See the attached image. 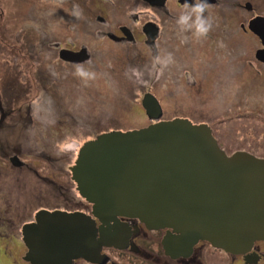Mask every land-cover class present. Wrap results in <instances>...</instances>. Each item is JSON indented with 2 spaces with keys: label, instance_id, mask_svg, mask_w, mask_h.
Returning <instances> with one entry per match:
<instances>
[{
  "label": "rangeland",
  "instance_id": "rangeland-1",
  "mask_svg": "<svg viewBox=\"0 0 264 264\" xmlns=\"http://www.w3.org/2000/svg\"><path fill=\"white\" fill-rule=\"evenodd\" d=\"M50 1L0 0V102L13 110L8 125H15L4 132L5 143L23 146L20 157L31 171L45 174L53 168L51 175L59 186L54 185L51 198L32 195L30 186L25 192L16 189L13 178H25L28 171L14 168L6 157L0 160L6 197L10 188L15 201L26 196L23 201L32 215L40 208L61 205L58 198H68L67 203L60 201L64 207L89 204L78 194L70 170L80 148L102 133L142 129L159 120L206 123L228 155L247 152L264 159V64L255 58L261 47L258 39L201 40L168 22L163 41L157 43L161 60L172 56L163 68L154 64L152 49L141 42L128 45L101 38L97 27L90 25L93 12L88 9L74 5L69 11L63 1L65 5ZM83 47L90 61L73 65L59 58L61 49ZM78 66L94 76L76 75ZM146 94L154 95L162 107L158 120L149 119L143 108ZM12 133L8 142L6 136ZM0 204V214L18 222L19 214L8 213L5 203ZM3 223L0 238L13 236V241L5 247L0 240V264H24L21 257L27 249L19 243L21 230H5ZM152 238L158 245L160 236ZM145 245L149 253L157 250L161 256L160 249ZM109 255L122 264H157L126 253Z\"/></svg>",
  "mask_w": 264,
  "mask_h": 264
},
{
  "label": "water",
  "instance_id": "water-1",
  "mask_svg": "<svg viewBox=\"0 0 264 264\" xmlns=\"http://www.w3.org/2000/svg\"><path fill=\"white\" fill-rule=\"evenodd\" d=\"M257 32L264 40V19H257ZM61 56L77 63L89 58L68 51ZM257 57L264 62V51ZM142 105L149 119L162 116L154 95L146 94ZM70 170L91 215L37 213V222L23 228L24 259L31 264L97 263L103 247L119 246L121 217L172 229L185 245L207 241L244 252L264 241V159L228 155L206 123L175 118L102 133L80 148ZM96 219L100 238L94 240Z\"/></svg>",
  "mask_w": 264,
  "mask_h": 264
},
{
  "label": "flooded vegetation",
  "instance_id": "flooded-vegetation-1",
  "mask_svg": "<svg viewBox=\"0 0 264 264\" xmlns=\"http://www.w3.org/2000/svg\"><path fill=\"white\" fill-rule=\"evenodd\" d=\"M55 1L56 0H52L50 3L53 4ZM59 1L61 3L63 1L67 4L65 5L62 3L65 6L69 5V11H73L74 5H76V7L79 6L78 8H81V10L88 9L89 13L93 12L92 20L94 22H90V25L93 24L97 27L99 33L98 35L101 38L108 39L119 44L128 45H137L141 42L152 49V55L154 57H158L157 43L163 41L162 39L165 37V30L163 27L164 24H167L168 22H174L177 24L178 17L183 12L190 11V9H186L184 7L186 0ZM187 2L189 4H194L195 0H187ZM208 3L210 4V7L206 10L204 15L205 17L211 19L212 28L206 37H200L201 40H226L229 38L244 39L246 36L256 42L258 39L261 47L256 50L255 58L258 62L264 64L263 60H260L257 57V53L259 51H264V40H262L261 35L259 34L260 32H257V19H264V0H208ZM70 16L71 12L67 14L66 21H70ZM77 22L83 25V23H80L79 20H77ZM85 23H88V20L85 21L84 24ZM177 27L181 29L179 25ZM189 32L191 37L196 36L194 35V29L189 30ZM55 47L57 49L60 48L59 44H56ZM67 51L73 53H83L84 56H88L89 58H86L83 62L78 63L67 61L61 56L62 53ZM59 58L66 63L80 65L90 61L91 55L86 47L80 49L64 48L59 51ZM0 113V160L6 159L7 157V159L11 162L10 165L14 168L23 170L26 169L34 176L33 181V179H31V175L29 176V173L26 172V183L24 182L25 178L23 177L13 178L16 184V189L22 188L25 192V190L30 186L32 189L30 190V192L32 191V195L38 194V197H50L49 194L51 193L54 185L59 186L51 175L53 168H48V173L45 174H38L37 171H31V168L28 167L27 163L20 157L23 146H21V144L10 145L8 143L9 138H11L14 133L9 134L8 136L5 135L8 139V145L5 143L6 140L4 132L7 128L12 129L15 127L14 123L13 125H8V119L13 114V110L4 108L3 103L0 102ZM4 169L5 167L0 165V202L3 201L5 203V207L7 206L6 211L8 213L19 214V218H16L18 220V222H16L13 217L10 219L7 218V215L5 217L0 214V221H5L1 228L3 227L5 230L15 229L18 232L20 229L22 233V241L20 240L19 243L26 247L27 252L28 248L24 241L23 228L28 224H34L37 222V213L41 211H62L67 213H83L89 216L91 215L92 206L90 204L82 205V203H78L76 207V203L73 207H68L67 205V207H64L65 204L60 203V201L67 203L68 198L66 197L67 200L66 198L64 200H59V198L55 200L61 205L54 207L53 201H51L50 203L53 207L50 206L49 208H40L33 214V216V212H29L28 206L25 204V201H23L26 196H23L21 200L15 201L13 196L14 191L12 188L7 189L9 196H5L6 182H4ZM57 188L63 191V187ZM39 191H41V193H37ZM80 197L82 198L81 195ZM11 198H13V200ZM33 199L36 202V199ZM16 202H18V204L14 206ZM2 208L3 207L0 204V211ZM119 225L120 232L117 236H119L120 242L118 247H103L100 251L101 258L97 263L79 258L74 260L73 264H80L81 262L84 264H105L110 259L109 251H114L115 253H126L129 256L133 255L139 257V259L153 260L157 264H264V241H256L251 248L245 250L244 252H231L215 247L207 241H199L193 245H185L180 241H177V238L180 237V235L175 233L172 229H152L136 218L121 217L119 218ZM100 226L101 223L96 219L94 230L96 231L97 229V231L94 240L100 238V231H98ZM152 235L160 236L158 245H155ZM173 238L176 239L175 242L170 243ZM10 239L12 242L13 236L12 238L11 236H2L0 238L1 242L5 244V247H9ZM148 242L151 245H154L151 249H154L155 247L160 249L161 256L159 255V252H156L157 250L154 251L155 253L152 252L153 255L149 253L151 251H149V247L145 245ZM27 252L21 258L24 264H31L24 259ZM10 256H12V254H10ZM17 264H19V262ZM109 264H122V262H116L110 259Z\"/></svg>",
  "mask_w": 264,
  "mask_h": 264
},
{
  "label": "clouds",
  "instance_id": "clouds-1",
  "mask_svg": "<svg viewBox=\"0 0 264 264\" xmlns=\"http://www.w3.org/2000/svg\"><path fill=\"white\" fill-rule=\"evenodd\" d=\"M184 7L190 9L188 12H183L177 19V24L180 26L181 31H189L194 29V35L197 37H206L212 28V21L210 18L205 17L204 13L210 7L208 0H195L194 4H189L186 0ZM172 62L171 54L164 60L156 57L154 64H162L166 68ZM76 75L90 78L94 74L85 72L82 67H77Z\"/></svg>",
  "mask_w": 264,
  "mask_h": 264
}]
</instances>
